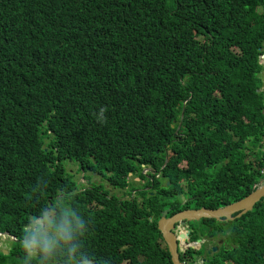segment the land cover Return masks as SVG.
<instances>
[{"label": "trees", "instance_id": "trees-1", "mask_svg": "<svg viewBox=\"0 0 264 264\" xmlns=\"http://www.w3.org/2000/svg\"><path fill=\"white\" fill-rule=\"evenodd\" d=\"M262 56L264 0H0V232L18 239L0 264L108 261L120 247L134 264H173L147 210L132 224L128 199L103 181L124 188L168 155L170 186L147 199L151 214L179 177L209 208L252 193L264 177ZM66 162L100 181L78 185ZM51 216L48 242L25 230ZM227 222L201 221V235L233 244L204 264H264V198L223 232Z\"/></svg>", "mask_w": 264, "mask_h": 264}, {"label": "clouds", "instance_id": "clouds-1", "mask_svg": "<svg viewBox=\"0 0 264 264\" xmlns=\"http://www.w3.org/2000/svg\"><path fill=\"white\" fill-rule=\"evenodd\" d=\"M35 42L43 45V41L40 40V39L35 40ZM263 61H264V56L261 57V61H260L261 66L264 68ZM263 77H264V71H263ZM263 87L261 89V92L264 93ZM207 92H208V89L205 91L204 94H202V98L203 97L209 98V97H207V95H205ZM76 93H74V94H76ZM220 96L221 95L216 96V97H212L210 99L216 100ZM183 103L185 105L186 101H184ZM221 110H222L221 103L218 101V102H216L215 106L211 109V112H219ZM176 135H178L177 132H176ZM168 161H169V157H168V155H166V156H164L163 162L160 164V166H159L158 169L156 167L154 168L151 164H149V165L143 164L142 165L143 169L141 171L133 170V171H130L129 172L128 182H131V183L128 184V186H126V187L123 188L124 189L123 195L126 197V198H123V200L124 199H128V209H124L123 210V211L126 210V213H123V217H129V216H131V212L136 211V214L135 213H132L134 215V221H132V224L136 225L137 222L140 220V219H138V216H137V210L138 211L147 210L146 218H147L148 222L150 224L151 223H155V227L158 230L157 223H159L158 221H160L162 219L168 220V219H170V218H172V217H174V216H176V215H178V214H180L182 212L192 211V210H197V209H202V208H206V209H209V210H211V209L216 210V209H220V208L229 206V204L231 206V204L236 203V202H238V201H240V200L243 199L242 198V199H240L238 201L225 204V206H219V207H216V208H209L208 206H206V204H203V203H205L206 201H212V200L210 198L204 196L202 194V192H200V193H193L191 191V182H192L193 179L190 177L191 175H189L187 177H179V178H177L176 188L178 189V192L174 195V199L172 200L173 202H180V203H182V206L179 209H175V210L173 209V211H172L171 214H169L170 213L169 210H166L163 213L162 217L159 216V212L158 211H157V215L151 214L150 213L151 210L147 208V199L149 197H152V199H153L154 195L159 191L160 187L168 188L170 186L169 180H166V177H165V176H168V175H166V173L163 172V169L165 168L166 164H168ZM188 161H189L188 158H183L182 160L180 159L179 164H178V167L181 170H183V171L184 170H189V167H188L189 163H188ZM66 171H68V170H66ZM154 171H156L158 173H162L161 181H160V186H156L155 185L153 187V189L155 190V192H154L155 194L154 195L153 194L152 195H149V194L146 193L145 190L142 189V186L146 185V183H140V181H139L138 178L139 177H145L146 175H149L150 172L154 173ZM139 172L142 174V176L139 174ZM88 173L90 174L91 172H88ZM94 173H95V175H94ZM94 173H91V175H94L93 177L91 176L92 177L91 180L87 179V181H90V183H94L93 182V178L99 177V175L97 174V172H94ZM262 173L264 175V170H263ZM134 178H137L138 182H135L133 180ZM103 182H104V186L106 187V189H108L109 192H112L113 190L108 186V184L106 183V181H103ZM147 183H149V182H147ZM78 185H80V184H78ZM88 185L89 184H86L85 186H88ZM134 185L135 186H138V187H136L137 189H136L135 192H133V190H132L133 188H131V186H134ZM263 185H264V177L259 181V184H257V185L254 186L253 192H255L257 189H260L261 187H263ZM139 187H140L139 191H141V194H138L137 195V192H138V188ZM127 188H128V190H130V193L129 194L127 192H125V190ZM252 193H250V194H252ZM250 194H248V195H250ZM120 199H122V198H120ZM188 203L190 204V206H192L194 208H187L188 207L187 206ZM195 203H197V204H195ZM165 208H168V207H165ZM165 208L162 207L161 210H164ZM67 209L68 208H66V210ZM51 214H54V210L49 209L48 215H46V216H49ZM153 215H154V218H153V221H152V219H150V217L152 218ZM52 216L51 217H34V218H32L31 223L27 226V228L25 230L26 231H29V232L30 231H34V232L39 231L40 233H42L44 235V233L42 232V229L45 227V225H49L50 235L57 236V233L50 226V222L52 221ZM232 218H235V216H233ZM202 220H205V218L200 219V220L186 221V224L184 226L179 222V223H176L171 228V232L177 238L178 252H179V254H181V253L187 254L188 251L191 253L192 250H191L190 245L192 244L193 239L195 237H198V238L199 237H204V238H206V237L208 238L209 237L210 234H208V235H201L200 233H202V232L195 233V229L198 230V229L204 228V226H206L205 224L201 223ZM214 220L217 221L216 219H214ZM234 220H236V219H234ZM221 221H227V220L225 218H221L220 221H217V222H221ZM233 221H230V222H233ZM194 222L196 224H200L201 226L200 227H196V226L194 227L192 225V223H194ZM212 230L213 229H211V231ZM5 234H8V235H5ZM159 234H160V232H159ZM69 235H72V233L69 234ZM32 238H33L32 240H29L28 241V243H27L28 245L27 246L30 249V251H36V249H38L37 248V244L35 242L34 237H32ZM45 239L46 238L44 236V242H45ZM46 240L49 241L51 239L49 237ZM2 241H9V242L12 241V242H15L16 243V242H18V239L15 236H13V235H11L9 233L0 232V243ZM162 241H163V239H162ZM163 243H164V241H163ZM208 247L210 248V246H208ZM215 247H217L219 249V246H215ZM121 248H126V247H120V248H118L116 250L115 256L113 258L109 259L108 261H105V260L104 261L103 260L102 261H86L85 260V261H83V264H134V262H137L138 258L136 256H132V253L131 254H121L120 253ZM193 253L190 254V255H185L186 256L185 258L180 259L181 263L183 264L184 262H187V264H197V258L200 257V255L198 253L194 252V251H193ZM212 253H210V254L212 255ZM202 264H204V263H202Z\"/></svg>", "mask_w": 264, "mask_h": 264}, {"label": "water", "instance_id": "water-1", "mask_svg": "<svg viewBox=\"0 0 264 264\" xmlns=\"http://www.w3.org/2000/svg\"><path fill=\"white\" fill-rule=\"evenodd\" d=\"M262 198H264V185L242 200L231 204V206L229 204V206L216 210L202 208L185 211L168 220L162 219L158 221V231L160 232L165 245L168 246L172 263L182 264L180 261V254L178 252L177 238L171 232V228L176 223L180 222L184 226L186 221L200 220L203 218L216 219L217 221H220L221 218H225L227 221H233L234 219H239L247 213L252 212L256 204L259 203ZM233 216H235V218H232ZM217 249V247H213V251H217ZM3 253L6 254L5 251Z\"/></svg>", "mask_w": 264, "mask_h": 264}, {"label": "flooded vegetation", "instance_id": "flooded-vegetation-1", "mask_svg": "<svg viewBox=\"0 0 264 264\" xmlns=\"http://www.w3.org/2000/svg\"><path fill=\"white\" fill-rule=\"evenodd\" d=\"M144 173V172H143ZM161 176H162V173H158L156 171H154V173L150 172L149 175H146L145 177H139V181L140 183H146V185L142 186V189L146 191L147 194L149 195H154L155 193V190L153 189V187L156 185V186H160V181H161ZM149 182V183H147ZM138 187V186H136ZM133 188V192L136 191L137 188ZM140 187L138 188V192H137V195L138 194H141V191H139ZM159 197L160 195L158 194V192L154 195L153 197V201L155 200H159ZM190 203V202H189ZM187 204V208H194L192 206H190V204ZM182 206V203L180 202H173V201H170L168 203V208H165L164 210H157L159 212V216L162 217L163 213L166 211V210H169L171 214L173 209H179L180 207ZM213 206H215V204H213ZM142 207V206H141ZM153 218H154V215L153 217L150 219H152L153 221ZM5 233H7L6 231H4ZM5 235H8V234H5ZM218 239V240H217ZM13 240V239H12ZM196 241L198 246H199V249L201 251L205 250L207 255H204L203 252L199 253L200 257H202L203 259V263H206L208 261V254L212 253L213 252V247L215 246H220V245H224L226 246V243H224V239L222 240L221 237H220V234H217L216 236L215 235H209V237L207 238H204V237H199ZM45 242H48V240L45 239ZM208 242V243H207ZM13 243L15 242H12V241H2L0 243V253H3L4 251L6 252V256H9L11 255V253L14 251L13 249ZM158 244L159 245H162L161 242L158 241ZM210 246V248L208 247ZM219 250V249H218ZM36 254L34 253V251H30V254H31V257H33V255H37L38 254V249H36ZM209 252V253H208ZM218 252V251H217ZM180 259L182 258H185L186 256L181 253L180 254ZM186 255H190V252L188 251ZM195 256V255H194ZM21 257L17 254V261H19ZM183 264H187V262H184Z\"/></svg>", "mask_w": 264, "mask_h": 264}, {"label": "rangeland", "instance_id": "rangeland-1", "mask_svg": "<svg viewBox=\"0 0 264 264\" xmlns=\"http://www.w3.org/2000/svg\"><path fill=\"white\" fill-rule=\"evenodd\" d=\"M263 63H264V61H263ZM264 86V85H263ZM262 89V88H261ZM261 89H260V91H261ZM263 91H264V87H263ZM66 163H68V164H65V167H66V170H68V172L70 173V175L72 176V178L73 179H75L76 181H77V183L78 184H83V185H86V184H90V181H87V179H89V180H91V178L95 175V173H94V175L91 177V174H89L88 172H85V171H83V170H78V168H77V166L75 165V164H73V163H70V162H66ZM88 174H89V176H88ZM85 176H88V177H86L85 178ZM135 182H138V180H137V178H134L133 179ZM98 181H100V178L99 177H96V178H93V182H98ZM106 183L108 184V182L106 181ZM112 190L114 191V193L118 196V197H120V198H126L124 195H123V191H124V189L123 188H112ZM112 191V192H113ZM196 204V203H195ZM197 222V221H196ZM192 225L195 227H200L201 225L200 224H196L195 222L194 223H192ZM236 225V223L235 222H231V223H229V222H227L226 223V226H223L222 227V229H223V232H225V231H228V229H231V228H233L234 226ZM213 226V228L214 227H216V230L217 231H221L220 230V227H218L217 226V223H215V222H212V224H211V227ZM36 227V226H35ZM34 227V228H35ZM48 227V228H47ZM33 228V229H34ZM198 231L199 232H209V229H204V228H200V229H198ZM42 232L44 233V236H45V238L47 239V238H49L50 237V231H49V225H45V227L42 229ZM227 234V232L226 233H224V235H220V237H221V239L223 240H225V241H227V238H228V236L226 235ZM226 235V236H225ZM226 237V238H225ZM232 237V236H231ZM232 238H235V237H232ZM218 240V239H217ZM235 242V241H234ZM226 245H230V246H233V244L232 243H230L229 241L226 243ZM218 251V250H217ZM217 251H214L213 252V257L214 256H216L217 255ZM203 252V254L204 255H207V253H206V251L205 250H203L202 251ZM34 253L36 254L37 252L36 251H34ZM209 257V256H208ZM203 263V260H202V257H198L197 258V264H202Z\"/></svg>", "mask_w": 264, "mask_h": 264}, {"label": "bare ground", "instance_id": "bare-ground-1", "mask_svg": "<svg viewBox=\"0 0 264 264\" xmlns=\"http://www.w3.org/2000/svg\"><path fill=\"white\" fill-rule=\"evenodd\" d=\"M131 178V177H130Z\"/></svg>", "mask_w": 264, "mask_h": 264}]
</instances>
